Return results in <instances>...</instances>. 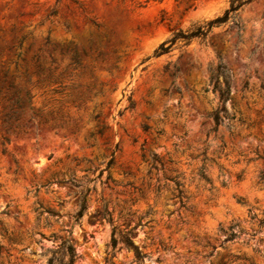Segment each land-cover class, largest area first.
I'll return each mask as SVG.
<instances>
[{
    "label": "rangeland",
    "instance_id": "obj_1",
    "mask_svg": "<svg viewBox=\"0 0 264 264\" xmlns=\"http://www.w3.org/2000/svg\"><path fill=\"white\" fill-rule=\"evenodd\" d=\"M229 1L0 0L1 83L70 123L33 125L27 104L24 121L7 129L0 94V264H47L65 238L74 264H137L121 241L112 247L113 226L132 228L140 264H264V0L155 54L174 31L204 25ZM75 54L81 66L61 73V85L35 82L39 62L60 72ZM219 63L234 117L220 113L215 125Z\"/></svg>",
    "mask_w": 264,
    "mask_h": 264
},
{
    "label": "trees",
    "instance_id": "obj_2",
    "mask_svg": "<svg viewBox=\"0 0 264 264\" xmlns=\"http://www.w3.org/2000/svg\"><path fill=\"white\" fill-rule=\"evenodd\" d=\"M251 1V0H230L229 1V6L228 8L225 9L224 13L220 16H217L211 20H209L207 23L204 25H198L194 28H191L187 31L183 30H176L172 33V35L166 40L162 41L159 46L155 49V54L159 55L162 54L166 51H168L171 47V45L178 39H181L187 43L190 39L193 37H204L206 33L211 29L213 25L223 23L227 21L229 18H233L235 15V12L246 2ZM168 43L167 45H165ZM81 66V60L78 57V55H74L72 57V62L68 64L64 69H62L60 72H58L59 66L54 65V66H46L43 65L42 63H38L36 65V83H40L43 85V87H47L53 84H58L61 85L59 75L66 71V69L71 68V69H76ZM213 77H214V89L218 92L219 99L222 102V105L219 110L215 111L213 113V120L215 125H218L221 122V115L220 113L223 114V117L226 118H232L234 117L233 115H230L227 112V109L225 107V102L229 98L230 90L228 87V78L229 75L224 67L223 64L219 63L215 68H213ZM175 72L172 73L174 75ZM222 78V82H219V79ZM93 86L92 83H87L85 85V90L86 93L84 95L87 96V92L89 93L91 90V87ZM5 89V91H3ZM8 89H11L12 91L9 92ZM53 91H60V90H55L52 88ZM0 94L2 98H5L7 100L6 105L3 107L4 112L2 113V122L3 125L8 129V125L10 126L14 122H19V121H24L23 116L25 114V109L26 105L28 104V108L31 110V113L28 117V120H31L33 125H43L47 126L49 128H61L66 126L69 123L68 119H61L58 121V118L53 115V112H48L44 111L43 108H36L34 109L29 105L30 103V94L28 90H25V98L21 96L20 94V89L15 88L13 83L10 81L8 84H3L0 81ZM80 95L77 99V101H73V106L79 108L80 106V101L83 97ZM79 100V101H78ZM132 106V103L130 104ZM47 114L50 115V117L47 116ZM100 114L96 113L94 115L95 118H97ZM79 118V117H78ZM77 118H74L72 120V126H76V120ZM70 124V123H69ZM69 125V126H71ZM103 125H101L97 133L102 134L104 130ZM4 140H7V138H4ZM117 148V143L114 145L110 158L108 159L106 166L104 169H107L110 167V165L113 162V152ZM206 156H203L202 160H205ZM151 160L153 164L158 162L159 164H162L161 158H159L155 153H152ZM155 167V166H154ZM104 169L100 170V174ZM200 177L202 179L207 180V178L203 175L202 171L200 172ZM264 179V175L261 177ZM106 179H109V175L106 176ZM173 184H174V191L176 193V197L179 199V205L181 207H186V201L188 199V196L186 195L185 191L183 190L181 182L176 178V176L172 177ZM89 189L86 188L85 191H81L80 195V204H79V209L75 213V218H79L82 214L83 211L86 209L85 205V196L86 192ZM49 214L53 215V211L48 210ZM101 214L104 218H106L108 221L112 222V217L111 213L108 210L107 204L104 203L102 208H101ZM260 223H264V219L260 221ZM131 229H127L126 231H120L117 230L116 226H113L112 230V235H111V245L114 248L117 244L118 241H121L127 248H131L133 250L134 254V260L137 262V264H140L144 257L145 254H143L137 244L134 243L133 238L130 236ZM115 233L118 235L115 236ZM232 235L234 233L232 232ZM51 255L47 259V264H74L76 258L78 257V254L70 242L69 239L65 238L63 239L59 246L51 251Z\"/></svg>",
    "mask_w": 264,
    "mask_h": 264
}]
</instances>
